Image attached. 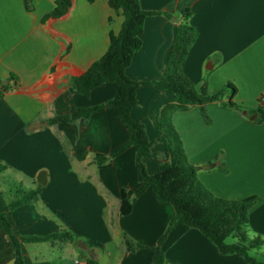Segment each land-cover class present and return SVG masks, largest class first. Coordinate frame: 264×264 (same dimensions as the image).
Here are the masks:
<instances>
[{"label": "crops", "instance_id": "crops-1", "mask_svg": "<svg viewBox=\"0 0 264 264\" xmlns=\"http://www.w3.org/2000/svg\"><path fill=\"white\" fill-rule=\"evenodd\" d=\"M31 1L27 9L24 0H0V78L10 72L18 76L17 85L0 97V164L5 165L0 171V212L15 233L48 234L64 229L77 238L21 242L24 264H77L76 260L148 264L149 247L167 228L174 214L172 205L157 201L150 187L134 196L140 182L133 146L107 166L94 162L96 153H108L127 140L125 123L110 107L88 118L46 123L56 114L111 97V82L93 87L84 96L73 90L70 78L105 52L109 31H118L122 15L107 0H71L62 16L43 19L55 0ZM139 3L154 13L145 17L141 46L125 68L129 78L161 76L176 26L188 11L187 21L197 36L183 61V72L196 86L205 81L209 93L226 82L235 86L231 101L244 106L242 110L223 107L215 100L207 103L205 119L198 106L190 104L173 111L171 122L188 161L200 166L197 178L209 191L228 199L259 197L249 209L246 233L264 239V102L259 101L264 93V0ZM172 98L171 92L153 84L136 89L130 115L144 122L153 142L151 150L157 156L144 158L150 174L158 171L164 156L157 141L159 132L148 114ZM229 99L226 92L221 100ZM258 112L263 116L260 120L255 119ZM204 164L212 166L203 168ZM222 164L225 170L219 167ZM41 170L44 183L36 179ZM13 181L25 188L41 185L39 198L10 208ZM122 193L130 201L127 213L120 211ZM162 248L171 263L247 264L237 254L219 253L199 230L178 220L170 225ZM0 264H13V246L1 228Z\"/></svg>", "mask_w": 264, "mask_h": 264}, {"label": "trees", "instance_id": "trees-1", "mask_svg": "<svg viewBox=\"0 0 264 264\" xmlns=\"http://www.w3.org/2000/svg\"><path fill=\"white\" fill-rule=\"evenodd\" d=\"M24 2L27 9L32 7L26 0ZM107 3L115 12L122 15L120 27L115 33L109 31L105 52L83 72L72 76L70 83L75 92L88 96L93 87L104 82H111L114 85L113 94L104 102L78 106L69 113L56 114L48 118L46 123L70 122L79 117L88 118L91 113L105 107H110L114 114L125 123L128 130L127 140L108 153H96L94 162L98 167L107 166L118 153L130 145L133 146L135 173L140 182L134 196H138L144 188L150 187L157 201L172 205L174 214L167 228L158 237L155 245L149 247L151 257L148 264H178L167 262L162 248L166 233L176 220L199 230L215 245L219 253L237 254L247 264H264L249 253V250L264 245V239L259 236L250 238L246 233L249 209L259 197L228 199L209 191L197 178V169L188 161L181 139L171 122L173 111L186 109L190 104H196L205 119H207V103L215 100L220 101L223 107L242 110L244 106L231 101L235 86L231 82H226L217 91L209 93L205 81L196 86L183 72V61L197 36V31L187 21L188 11L184 13L183 20L176 26L161 76L154 80L129 78L125 74V68L129 65L134 52L141 46L145 17L154 11L142 8L139 0H107ZM70 4L71 0H55L54 8L46 13L43 19L62 16ZM164 14L168 18L173 17L168 12ZM17 80L18 76L13 72H10L5 79L0 78V97L7 89L16 86ZM140 84H153L173 94L170 102H166L148 114L159 132L157 141L163 147L164 156L162 160H159L158 171L153 174L147 172L144 163V158L157 156L151 150L153 142L146 133L144 122L133 119L130 115L131 109L136 105V89ZM226 92L229 93L230 99L223 102L221 99ZM262 117L261 112H258L255 119L260 120ZM82 157L83 154H80L79 158ZM219 167L225 170V165L222 164ZM4 168L5 165L0 164V171ZM11 186L10 208L39 198L41 185L36 188H25L21 182L13 181ZM122 195L120 211L127 213L130 210V201L124 198V193ZM0 228L6 232L13 246V264H24L21 242L77 241L74 235L64 229L48 234L15 233L3 212H0ZM126 243L130 247V242L126 241ZM89 261L92 260L89 259Z\"/></svg>", "mask_w": 264, "mask_h": 264}, {"label": "rangeland", "instance_id": "rangeland-1", "mask_svg": "<svg viewBox=\"0 0 264 264\" xmlns=\"http://www.w3.org/2000/svg\"><path fill=\"white\" fill-rule=\"evenodd\" d=\"M28 4H32L31 0H26ZM196 167V166H195ZM250 255L254 256L258 260L262 261L264 263V245H262L259 249H251L249 250ZM90 255V254H89Z\"/></svg>", "mask_w": 264, "mask_h": 264}, {"label": "water", "instance_id": "water-1", "mask_svg": "<svg viewBox=\"0 0 264 264\" xmlns=\"http://www.w3.org/2000/svg\"><path fill=\"white\" fill-rule=\"evenodd\" d=\"M212 166V164H204L202 167L203 168H209V167H211ZM199 167L200 166H196V169H199ZM36 179H37V181L39 182V183H44L45 182V174H44V171H39L38 172V174H37V177H36ZM78 245L79 246H82V247H85V244L83 243V242H78ZM90 256H92L93 255V250H90Z\"/></svg>", "mask_w": 264, "mask_h": 264}, {"label": "built area", "instance_id": "built-area-1", "mask_svg": "<svg viewBox=\"0 0 264 264\" xmlns=\"http://www.w3.org/2000/svg\"><path fill=\"white\" fill-rule=\"evenodd\" d=\"M259 101L260 102H264V93H261L260 96H259ZM76 263L77 264H83V263H80L78 260H76Z\"/></svg>", "mask_w": 264, "mask_h": 264}]
</instances>
